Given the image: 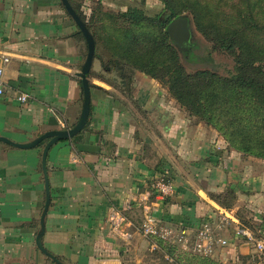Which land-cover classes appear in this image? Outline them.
Wrapping results in <instances>:
<instances>
[{
	"label": "crops",
	"instance_id": "obj_1",
	"mask_svg": "<svg viewBox=\"0 0 264 264\" xmlns=\"http://www.w3.org/2000/svg\"><path fill=\"white\" fill-rule=\"evenodd\" d=\"M90 2L81 8L85 14L98 0ZM80 33L60 0H0V55L9 58L0 136L29 143L77 123L83 104L78 73L87 54ZM100 71L93 57L86 125L48 150L43 219L41 155L48 139L31 148L0 140V264L178 263L184 253L176 246L150 251L141 235L147 205L160 221L190 230L207 219L216 224L225 212L231 220L220 236L227 245L209 261L241 264L254 257L253 243L236 229L264 239V160L243 156L218 134L191 124L150 76L137 71L127 93L109 74L103 75L113 84L99 78ZM159 168L168 170L174 190L164 199L149 193ZM127 205L131 238L105 222L111 208Z\"/></svg>",
	"mask_w": 264,
	"mask_h": 264
},
{
	"label": "trees",
	"instance_id": "obj_2",
	"mask_svg": "<svg viewBox=\"0 0 264 264\" xmlns=\"http://www.w3.org/2000/svg\"><path fill=\"white\" fill-rule=\"evenodd\" d=\"M69 1L94 38V57L101 63V71L97 73L99 78L113 84L103 75L111 74L116 79L114 84L128 93L137 71L161 85L166 77L169 89L179 99L195 100L194 104H186V107L196 111L194 106H197L204 115L209 114L206 119L210 123L214 121L213 114L225 111L233 117L240 112L248 114L256 119L245 123L241 119L228 120L224 125L229 131L226 135L244 153L264 157V35L260 33L263 28L257 24L248 28V24L234 27L229 34L214 38L216 48L234 56V72L229 77L208 70L189 75L179 63L176 52L169 44L161 42V33L157 32L156 26L161 29L164 25L162 17L159 14L149 16L140 0L127 3L125 10L115 14L98 12L101 0L93 4L88 14L83 12L78 2ZM162 1L169 7L167 15L175 16L176 10L170 6L169 0ZM147 26L150 30L146 29ZM165 52L170 57L164 58ZM183 89L191 90L184 96L181 93ZM157 172L171 179L169 172L165 174L161 168ZM210 258L184 253L177 261L180 264H213ZM247 258L263 264V254L256 253L254 257Z\"/></svg>",
	"mask_w": 264,
	"mask_h": 264
},
{
	"label": "rangeland",
	"instance_id": "obj_3",
	"mask_svg": "<svg viewBox=\"0 0 264 264\" xmlns=\"http://www.w3.org/2000/svg\"><path fill=\"white\" fill-rule=\"evenodd\" d=\"M75 1L79 3L81 8L83 4L85 7H88L89 1H92L90 5L94 3V0ZM118 1L121 5H119ZM132 1L133 0H102L98 3V8H100L98 12H112L115 14L120 10H125L126 4ZM140 2L144 4L149 16L152 17L159 14V16L162 17L164 25L161 26V29H158L156 26L157 32L161 33V42L169 44L173 51L176 52L179 63L184 67L185 73L189 75L193 74L195 71L208 70L215 71L219 76L229 77L231 73L234 72V56L216 48L215 42L213 41L216 37L229 34L234 27L238 28L250 24L248 28H251V24H257L261 29L263 28L260 33L264 35V0H169L170 6L176 10V15L173 17L167 15V13L170 12L169 7L163 3L162 0H140ZM179 15L187 16L190 21L194 46L188 54H184L177 48L166 31L168 22ZM146 29L150 30V26H147ZM163 57L168 58L170 54L165 52ZM110 76L111 74H109L108 78H110ZM166 80V77L162 80L161 86L163 91L166 93V96L173 101L175 107L188 117L191 124L202 125L211 132L218 134L221 140H224L227 148L238 151L243 156H254L244 153L236 144L229 141V135H226L229 131L225 129L224 125H226L227 121L231 118L241 119L242 123L256 118L242 112L236 113V116L233 117V114H230L229 111H225L220 114H213L214 121L210 123L206 119L209 114L204 115L203 111L197 108V106H194L196 111H192L186 107V104H194V99H179L177 95L169 89ZM190 90L191 89H183L181 93L185 96ZM232 113H234L233 110ZM236 137L237 136H234V138ZM254 157L259 160H264L262 156ZM176 264H180V262ZM241 264L258 263H255L253 258H245L242 260Z\"/></svg>",
	"mask_w": 264,
	"mask_h": 264
},
{
	"label": "built area",
	"instance_id": "obj_4",
	"mask_svg": "<svg viewBox=\"0 0 264 264\" xmlns=\"http://www.w3.org/2000/svg\"><path fill=\"white\" fill-rule=\"evenodd\" d=\"M9 61L8 56L0 55V95L4 90L3 73L4 64ZM21 101L26 100V95L21 94ZM166 174L168 170L163 169ZM174 192L171 179H167L164 174L157 173L151 180L150 194H154L162 199L172 195ZM124 209L113 207L106 216V224L116 233L131 238V234L125 230V226L130 225ZM231 217L225 212H219L217 222L213 224L212 220L203 221L199 227L190 230L186 227H178L157 219L151 208L147 205L142 209V222L139 225V231L149 242L150 251H156L160 244H169L176 246L181 252L193 254L201 257H212L217 248L227 245V240L220 236V232L227 226ZM236 233L244 235L248 241L254 245V250L258 254H263L262 262L264 264V239H256L247 230L237 228Z\"/></svg>",
	"mask_w": 264,
	"mask_h": 264
},
{
	"label": "water",
	"instance_id": "obj_5",
	"mask_svg": "<svg viewBox=\"0 0 264 264\" xmlns=\"http://www.w3.org/2000/svg\"><path fill=\"white\" fill-rule=\"evenodd\" d=\"M64 9L69 14V16L72 18L76 26L78 27L79 31L82 33L86 45H87V54L84 61V64L82 66L81 72L78 73V76L81 78V84H82V90H83V104H82V110L80 113V116L78 118L77 123L68 129H62V130H52L43 133L38 138L33 140L29 143H15L10 140H8L5 137L0 136V140L10 143L14 146L20 147V148H31L33 146H36L37 144L41 143L44 139H48L46 144L43 147L42 155H41V166L43 175L45 178V192H46V201L44 206V211L42 214V219L46 213L48 204H49V188H48V182H47V169H46V157L49 148L53 143H55L58 140L61 139H70L76 134H78L86 125L89 113L91 109V92H90V83H89V70L91 67V63L94 57L95 53V41L91 33L89 32L88 28L86 27L84 21L81 19L80 15L75 11V9L72 7L69 0H60ZM166 31L171 39V41L177 46V48L183 52L187 53L189 52L192 47L194 46V43L192 42V30L190 26V21L187 16L185 15H179L177 17H174L172 20H170L166 26ZM39 248L48 256L56 260L51 254H49L46 250H44L39 241H38Z\"/></svg>",
	"mask_w": 264,
	"mask_h": 264
}]
</instances>
